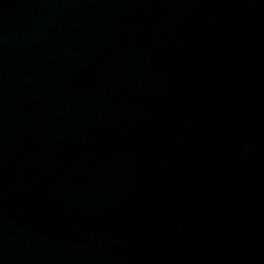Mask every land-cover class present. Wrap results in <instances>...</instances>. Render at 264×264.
<instances>
[{
  "label": "water",
  "instance_id": "water-1",
  "mask_svg": "<svg viewBox=\"0 0 264 264\" xmlns=\"http://www.w3.org/2000/svg\"><path fill=\"white\" fill-rule=\"evenodd\" d=\"M0 264H264V0H0Z\"/></svg>",
  "mask_w": 264,
  "mask_h": 264
}]
</instances>
